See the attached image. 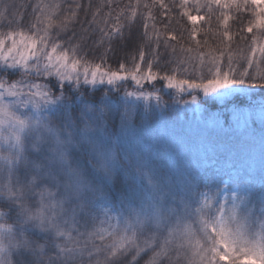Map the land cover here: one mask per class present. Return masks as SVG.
<instances>
[{"label": "snow or ice", "instance_id": "1", "mask_svg": "<svg viewBox=\"0 0 264 264\" xmlns=\"http://www.w3.org/2000/svg\"><path fill=\"white\" fill-rule=\"evenodd\" d=\"M210 3H250L256 18L245 30H264V0ZM157 5L167 15L163 0H102L92 24L109 10L92 60L86 36L60 43L79 2L54 26L61 6L40 0L35 35L0 34V264H264V70L237 72L233 55L224 64L222 53L206 67L199 58V78H178V67L154 71L160 39L147 28ZM141 7L143 36L154 45L149 62L141 50L130 70H112L107 25L121 35L120 21L135 22ZM13 9L0 0V23ZM182 14L193 25L203 19ZM240 59L248 69L264 64V33ZM99 85L108 91L97 96Z\"/></svg>", "mask_w": 264, "mask_h": 264}, {"label": "trees", "instance_id": "2", "mask_svg": "<svg viewBox=\"0 0 264 264\" xmlns=\"http://www.w3.org/2000/svg\"><path fill=\"white\" fill-rule=\"evenodd\" d=\"M4 3L14 6L12 14L8 17L6 21L0 23V34L7 33L9 31H24L28 35H35L34 31L30 30V22L33 20L34 13L39 16V12H35V5L40 2V0H3ZM47 4H59L61 7L52 17V22L54 26H58L70 13V9L74 8V4L79 2L82 7L77 9L76 18L68 24V31L63 34L60 39V43H64L65 38L79 39L81 36H86L87 39L83 41V51L88 53L89 60L98 54L101 49L93 48V41H99L101 39L100 29L104 28L103 24H100V19L109 10L104 8L97 17V23L92 24L93 14L97 11V5L102 2V0H43ZM120 7L129 5L130 3H135V0H117ZM148 4H152L153 0H142ZM242 2V0H241ZM164 5L168 8L167 15H164V9L158 5L151 9L152 14L155 16V21H149V27L147 32L149 36L158 35L160 39L159 48V59L161 65L158 66L153 64V70H163L168 71L171 68H179L178 78H199L201 75L200 57L203 58L205 62V67L211 56H219L224 54V64L228 63L227 54L231 53L233 55V63L236 65V71H248L249 74H255L258 70H264V64H261L259 68L255 65L252 69H248L246 62L240 59L242 55H246L249 52V45L253 39L254 35H261L264 30L255 29L253 33H248L245 29L249 25V22L255 21L254 16V6L250 3L244 5L239 9L235 6L225 8L223 6H217L211 4L210 0H199L200 7L197 9V0H190L188 5L181 8V0H163ZM91 4V7H89ZM119 11V8L116 9ZM188 11L194 16L203 17V19L198 20V22L193 25L186 16L182 14L183 11ZM148 10L141 7L139 9L137 20L135 22H125L121 20L120 23L123 27V32L121 35H117L116 31L113 29L112 22L109 21L107 28L111 30V42L107 40L105 43L108 47L113 49L112 55L107 59V65L110 66L112 70H118V64H125L127 69L133 67V60L138 57L139 51L143 50L145 52L144 63L149 62V55L154 47L151 41H146L143 33L144 21L141 19L139 13L146 12ZM19 13V16L16 15ZM115 16V14H114ZM113 16V19H114ZM20 17H23V21H20ZM227 20V27H225V18ZM15 21V22H11ZM127 23H133L132 27L126 26ZM155 24L153 28L151 25ZM167 25V27H166ZM195 29L196 39H192V32ZM57 29L54 27L53 31ZM228 32L232 37L228 40L224 35ZM171 35H176L178 41H172L169 39ZM19 39V37H17ZM199 41L197 45L196 41ZM165 41L170 45L168 49H165ZM10 41L8 42V44ZM6 44V48L8 46ZM172 47L175 48V52L172 51ZM191 49V51H187ZM67 50V49H66ZM173 61L172 64L165 63L166 61ZM176 61H180L177 65ZM99 62V61H96ZM139 63V61H136ZM142 70L143 67H142ZM160 83L158 82L156 87L160 88ZM89 94L93 92L90 86H86ZM135 84L128 82L124 83V90L132 91L135 89ZM148 90H151L150 86H147ZM108 86L99 85L96 89V95L107 92ZM171 90L164 89V92H169ZM112 98L114 99L117 93L113 92ZM123 99V90L118 94ZM173 95L175 93L173 92ZM165 100H169L168 96L164 97ZM143 104V102H139ZM183 116V113H181ZM188 117H192L193 113L188 112ZM237 257L240 256L239 253L236 254ZM146 260L147 257H144ZM235 257H230L227 261H217V264H232V260ZM143 264V261L141 262ZM237 264L240 261L237 260Z\"/></svg>", "mask_w": 264, "mask_h": 264}, {"label": "rangeland", "instance_id": "3", "mask_svg": "<svg viewBox=\"0 0 264 264\" xmlns=\"http://www.w3.org/2000/svg\"><path fill=\"white\" fill-rule=\"evenodd\" d=\"M5 47H6V46H5ZM7 47H10V43L8 44V46H7ZM226 261H227V260H226ZM256 264H259V262L257 261V262H256Z\"/></svg>", "mask_w": 264, "mask_h": 264}]
</instances>
